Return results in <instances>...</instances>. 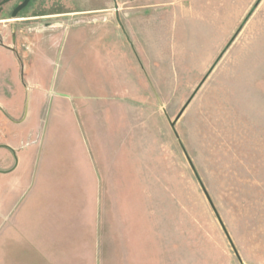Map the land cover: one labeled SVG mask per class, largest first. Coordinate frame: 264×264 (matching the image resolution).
<instances>
[{
  "label": "rangeland",
  "instance_id": "1",
  "mask_svg": "<svg viewBox=\"0 0 264 264\" xmlns=\"http://www.w3.org/2000/svg\"><path fill=\"white\" fill-rule=\"evenodd\" d=\"M22 1L3 6L0 42L13 47L15 37L21 53H37L29 43L49 24L44 36L56 47L39 86L42 105L32 107L31 99L29 114L25 71L18 60L14 70L0 50V102L19 106L14 117L25 119L14 143L36 150L43 132L56 129L57 148H75L78 134L105 181L124 179L120 164L130 167L127 175L136 183L151 181L154 202L179 219L185 244L195 246L200 264H240L235 253L242 264H264V0L234 6V27L227 35L225 27L201 28L199 38L169 43L161 36L165 22H154L159 42L147 46L146 55L132 47L137 70L126 77L134 86L125 93L120 92L128 88L117 86L116 71L103 62V53L72 43L71 30L65 31L73 23L66 12L101 2L30 0L11 19ZM25 15L35 19L19 21ZM128 116L131 132L123 122ZM34 122L43 123V131L29 137ZM4 131L1 137L13 134Z\"/></svg>",
  "mask_w": 264,
  "mask_h": 264
},
{
  "label": "crops",
  "instance_id": "2",
  "mask_svg": "<svg viewBox=\"0 0 264 264\" xmlns=\"http://www.w3.org/2000/svg\"><path fill=\"white\" fill-rule=\"evenodd\" d=\"M253 1L98 0L101 4L95 7L66 12L73 23L65 31L71 30L72 43L80 41L103 53V62L116 71L117 86L128 88L120 92L125 93L134 86L126 77L137 70L133 49L146 55L147 46L159 42L154 40L160 38L154 22H165L161 36L169 43L199 38L201 28L225 27L227 35L234 27V6ZM79 15L87 17L77 22ZM32 19L25 15L19 21ZM48 25L29 43L37 53H21L16 43L15 52L0 46L14 70L18 60L25 71L28 114L31 99L32 107L42 105L39 86L49 75L56 47L52 37L44 36ZM127 67L128 75L123 73ZM18 108L0 102V131L13 133L0 136V264H200L198 250L185 244L179 219H171L161 202H154L148 178L136 183L127 175L130 167L120 164L124 179L105 181L79 135L75 148H57L56 129L43 132L39 149L25 151L14 143L25 123L14 117ZM123 122H129L127 132L133 131L129 116ZM42 124L34 122L27 135L42 133Z\"/></svg>",
  "mask_w": 264,
  "mask_h": 264
},
{
  "label": "water",
  "instance_id": "3",
  "mask_svg": "<svg viewBox=\"0 0 264 264\" xmlns=\"http://www.w3.org/2000/svg\"><path fill=\"white\" fill-rule=\"evenodd\" d=\"M11 1H13V0H2V1L0 2V12H1V10H2V7L5 6L6 4H8V3L11 2ZM29 2H30V0H23L22 3H21L20 5H18V6L13 10V12L11 13V19H16L18 13L21 12L22 10H24V9L28 6ZM115 7H116V4H115ZM14 44H15V37H13V39H12V46H13V47H14ZM0 46L3 47V48H6V49H8V50H10V51H12V52H15V50H14L13 47L5 46V45L2 44V42H0ZM202 83H203V81L201 82V84H202ZM201 84H200V86H201ZM200 86H199V87H200ZM199 87H198V89H199ZM198 89H197V90H198ZM197 90H196V91H197ZM194 94H195V93H194ZM194 94L191 96V98L187 101V103H186V104L184 105V107L181 109V111L179 112V114L176 116L174 122L171 123V126H172V127H173L174 124L178 121V119L181 117L182 113L184 112L185 108L188 106V104H189V102L191 101V99L193 98ZM219 222H220V221H219ZM220 225L222 226L224 232L226 233V231H225V229H224V227H223V225H222L221 222H220ZM235 255H236V257L238 258V261L240 262V264H242V262H241L240 258L238 257L237 253H235Z\"/></svg>",
  "mask_w": 264,
  "mask_h": 264
},
{
  "label": "flooded vegetation",
  "instance_id": "4",
  "mask_svg": "<svg viewBox=\"0 0 264 264\" xmlns=\"http://www.w3.org/2000/svg\"><path fill=\"white\" fill-rule=\"evenodd\" d=\"M14 1V0H13ZM12 2V1H11ZM10 3V2H9ZM20 5V4H19ZM3 8V7H2ZM2 11V10H1ZM12 13V12H11Z\"/></svg>",
  "mask_w": 264,
  "mask_h": 264
}]
</instances>
